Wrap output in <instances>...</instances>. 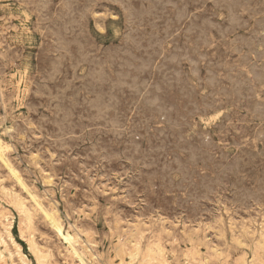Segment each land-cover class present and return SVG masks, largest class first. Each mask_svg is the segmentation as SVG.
<instances>
[{
	"label": "rangeland",
	"instance_id": "374dc122",
	"mask_svg": "<svg viewBox=\"0 0 264 264\" xmlns=\"http://www.w3.org/2000/svg\"><path fill=\"white\" fill-rule=\"evenodd\" d=\"M165 1L0 0V264H81L30 193L84 264H264V0Z\"/></svg>",
	"mask_w": 264,
	"mask_h": 264
},
{
	"label": "bare ground",
	"instance_id": "6f19581e",
	"mask_svg": "<svg viewBox=\"0 0 264 264\" xmlns=\"http://www.w3.org/2000/svg\"><path fill=\"white\" fill-rule=\"evenodd\" d=\"M38 1V0H37ZM40 1V0H39ZM72 1V0H71ZM156 1V0H155ZM167 1V0H166ZM165 1V2H166ZM47 2V1H46ZM69 2V1H68ZM89 2V1H88ZM87 2V3H88ZM94 2H95V0H94ZM131 2V1H130ZM138 2V1H137ZM136 2V3H137ZM139 2H140V0H139ZM149 2V1H148ZM178 2V1H177ZM214 2V1H213ZM90 3V2H89ZM135 3V4H136ZM162 3V2H161ZM212 3V2H211ZM47 4V3H46ZM74 4V3H73ZM113 4V3H112ZM129 4V3H128ZM132 4V3H131ZM134 4V3H133ZM167 4V3H166ZM178 4V3H177ZM181 4V3H180ZM215 4V3H214ZM223 4V3H222ZM53 5V4H52ZM51 5V6H52ZM78 5V4H77ZM87 5V4H86ZM91 5V4H90ZM143 5H145V4H143ZM220 5V4H219ZM26 6V5H25ZM59 6V5H58ZM75 6V5H74ZM116 6V5H115ZM137 6V5H136ZM177 6V5H176ZM180 6V5H179ZM179 6H177L178 8H179ZM215 6V5H214ZM27 7V6H26ZM30 7V6H29ZM35 7V6H34ZM119 7V6H118ZM171 7V6H170ZM201 7V6H200ZM204 7V6H203ZM226 7H227V5H226ZM50 8V7H49ZM81 8V7H80ZM83 8V7H82ZM104 8V7H103ZM125 8V7H124ZM135 8V7H134ZM175 8V7H174ZM214 8V7H213ZM34 9V8H33ZM54 9V8H53ZM74 9V8H73ZM73 9H71V10H73ZM87 9V8H86ZM126 9V8H125ZM145 9V8H144ZM180 9V8H179ZM222 9V8H221ZM32 10V9H31ZM60 10V9H59ZM78 10V9H77ZM108 10H110V9H108ZM122 10V9H121ZM124 10V9H123ZM191 10H193L192 8H191ZM199 10V9H198ZM230 10V9H229ZM53 11V10H52ZM60 11H62V10H60ZM74 11V10H73ZM120 11V10H119ZM136 11V10H135ZM34 12V11H33ZM36 12V11H35ZM66 12V11H65ZM70 12V11H69ZM90 12V11H89ZM153 12V11H152ZM174 12V11H173ZM231 12V11H230ZM67 13V12H66ZM75 13H77V12H75ZM97 13V12H96ZM130 13H133V12H130ZM136 13H138V12H136ZM136 13H135V15H136ZM142 13V12H141ZM189 13V12H188ZM229 13V12H228ZM22 14V13H21ZM68 14V13H67ZM78 14V13H77ZM94 14V13H93ZM140 14V13H139ZM193 14V13H192ZM219 14V13H218ZM234 14V13H233ZM35 15V14H34ZM51 15V14H50ZM79 15V14H78ZM134 15V16H135ZM174 15V14H173ZM172 15V16H173ZM24 16V15H23ZM46 16V15H45ZM93 16V15H92ZM91 16V17H92ZM123 16V15H122ZM142 16V15H141ZM232 16V15H231ZM35 17V16H34ZM68 17V16H67ZM132 17H133V15H132ZM188 17H189V15H188ZM191 17V16H190ZM221 17V16H220ZM234 17H236V16H234ZM36 18V17H35ZM144 18V17H143ZM34 19V18H33ZM77 19V18H76ZM88 19V18H87ZM125 19V18H124ZM138 19V18H137ZM145 19V18H144ZM229 19V18H228ZM235 19V18H234ZM70 20H71V18H70ZM69 20V21H70ZM97 20V19H96ZM95 20V21H96ZM129 20H132V19H129ZM128 20V21H129ZM187 20V19H186ZM233 20V19H232ZM232 20H230V21H232ZM67 21V20H66ZM127 21V23H130V22H128ZM136 21V20H135ZM181 21H185V20H181ZM37 22H38V20H37ZM77 22H79V21H77ZM229 22V21H228ZM227 22V23H228ZM234 22V21H233ZM63 23V22H62ZM126 23V24H127ZM225 23V22H224ZM55 24V23H54ZM98 24V23H97ZM125 24V23H124ZM181 24V23H180ZM47 25V24H46ZM131 25V24H130ZM178 25V24H177ZM236 25V24H235ZM252 25V24H251ZM56 26V25H55ZM58 26V25H57ZM60 26H62V25H60ZM66 26V25H65ZM75 26V25H74ZM77 26V25H76ZM125 26V25H124ZM129 26V25H128ZM73 27V26H72ZM99 27V26H98ZM131 27V26H130ZM129 27V28H130ZM181 27V26H180ZM237 27V26H236ZM247 27V26H246ZM250 27V26H249ZM27 28V27H26ZM55 28V27H54ZM53 28V29H54ZM179 28V27H178ZM53 29H51V30H53ZM63 29V28H62ZM65 29H66V27H65ZM131 29V28H130ZM221 29V28H220ZM44 30H45V28H44ZM49 30V29H48ZM50 30V31H51ZM58 30V29H57ZM181 30V29H180ZM5 31V30H4ZM38 31V30H37ZM54 31V30H53ZM59 31V30H58ZM64 31V30H63ZM63 31H62V33H63ZM67 31V30H66ZM69 31H70V29H69ZM134 31V30H133ZM238 31V30H237ZM243 31V30H242ZM115 32V31H114ZM200 32V31H199ZM230 32V31H229ZM246 32V31H245ZM38 33V32H37ZM53 33V32H52ZM65 33H68V32H65ZM72 33H74V32H72ZM77 33V32H76ZM126 33V32H125ZM232 33V32H231ZM234 33V32H233ZM232 33V34H233ZM170 34V33H169ZM169 34H167V36L169 35ZM217 34V33H216ZM45 35V34H44ZM62 35V34H61ZM60 35V36H61ZM71 35V34H70ZM126 35V34H125ZM128 35H129V33H128ZM128 35H127V38H129L128 37ZM228 35V34H227ZM238 35V34H237ZM53 36V35H52ZM133 36V35H132ZM166 36V37H167ZM170 36V35H169ZM218 36V35H217ZM234 36V35H233ZM63 37V36H62ZM47 38H48V36H47ZM60 38V37H59ZM131 38V37H130ZM129 38V39H130ZM44 39V38H43ZM167 39V38H166ZM58 40V39H57ZM42 41V40H41ZM175 41V40H174ZM53 42V41H52ZM127 42V41H126ZM129 42V41H128ZM173 42V41H172ZM50 43V42H49ZM123 43H124V41H123ZM122 43V44H123ZM163 44V43H162ZM173 44H174V42H173ZM126 45V44H125ZM260 45V44H259ZM124 46V45H123ZM260 47V46H259ZM173 48V47H172ZM177 48V47H176ZM180 48V47H179ZM178 49V48H177ZM176 49V51H179V49L177 50ZM14 52V51H13ZM162 52V51H161ZM181 52V51H180ZM1 53V52H0ZM19 53V52H18ZM17 53V54H18ZM171 54V53H170ZM169 54V55H170ZM174 55V54H173ZM181 55V54H180ZM179 55V56H180ZM8 56V58H9V55H7ZM159 56H161V55H159ZM165 56V55H164ZM177 56V55H176ZM175 56V57H176ZM34 57V56H33ZM38 57V56H37ZM103 57V56H102ZM157 57V56H156ZM171 57V56H170ZM3 58V57H2ZM159 58V57H158ZM157 58V59H158ZM166 58V57H165ZM177 58V57H176ZM181 58V57H180ZM6 59V58H5ZM11 59V58H10ZM38 59V58H37ZM171 59H172V57H171ZM175 59V58H174ZM2 60V59H1ZM12 60V59H11ZM156 60V59H155ZM161 60V59H160ZM173 60V59H172ZM177 60V59H176ZM13 61V60H12ZM33 61H35V60H33ZM38 61V60H37ZM175 61V60H174ZM189 61H190V59H189ZM2 62V61H1ZM109 62V61H108ZM175 62H177V61H175ZM180 62V61H179ZM182 62V61H181ZM194 62H196V61H194ZM4 63V62H3ZM178 63V62H177ZM1 64V63H0ZM13 64V63H12ZM37 64V63H36ZM86 64V63H85ZM84 64V65H85ZM186 64V63H185ZM190 64V63H189ZM192 64V63H191ZM15 65V64H14ZM254 65V64H253ZM36 66V65H35ZM38 66V65H37ZM82 66V65H81ZM87 66V65H86ZM85 67V66H84ZM152 67H154V66H152ZM155 67H156V65H155ZM193 67H194V65H193ZM249 68V67H248ZM152 69H154V68H152ZM188 69V68H187ZM251 69V68H250ZM257 69V68H256ZM25 70V69H24ZM191 70V69H190ZM189 70V71H190ZM37 71H39L38 69H37ZM154 71H156V69L154 70ZM192 71V70H191ZM200 71V70H199ZM25 72V71H24ZM24 72H22L23 74H24ZM112 72V71H111ZM201 72V71H200ZM191 73V72H190ZM195 73V72H194ZM255 73H257L256 71H255ZM38 74V73H37ZM196 74V73H195ZM194 74H192V76H193ZM201 76V75H200ZM209 76V75H208ZM256 76H257V74H256ZM23 77H24V75H23ZM37 77V76H36ZM202 78V77H201ZM252 78V77H251ZM37 79V78H36ZM196 79H197V77H196ZM204 79V78H203ZM199 80V79H198ZM201 80V79H200ZM251 80V79H250ZM257 80V79H256ZM33 81V80H32ZM216 81V80H215ZM236 81V80H235ZM198 82V81H197ZM202 82V81H201ZM237 82V81H236ZM252 82V81H251ZM14 83H15V81H14ZM31 83V82H30ZM203 83V82H202ZM215 83V82H214ZM217 83V82H216ZM17 84H19V82H17ZM33 84V83H32ZM257 84H259V83H256V85ZM206 85V84H205ZM238 85H239V83H238ZM260 85V84H259ZM199 87V86H198ZM206 87H209V86H206ZM237 87V86H236ZM264 87V86H263ZM30 88H31V86H30ZM212 88V87H211ZM3 89V88H2ZM1 89V90H2ZM32 89V88H31ZM191 89H193V88H191ZM144 90V89H143ZM198 90V89H197ZM258 90V89H257ZM234 91H236V90H234ZM31 92V91H30ZM144 92V91H143ZM142 92V93H143ZM190 92V91H189ZM212 92V91H211ZM214 92V91H213ZM261 92H262V90H261ZM217 93V92H216ZM229 93V92H228ZM189 94H191V92L190 93H188V95ZM195 94V93H194ZM213 94V93H212ZM232 94V93H231ZM192 95V94H191ZM191 95H189V96H191ZM29 96H30V94H29ZM143 96V95H142ZM192 96H195V98H196V95H192ZM190 97V98H194V97ZM201 96V95H200ZM262 96V95H261ZM260 96V97H261ZM1 97V96H0ZM222 97V96H221ZM233 97V96H232ZM138 98H139V96H138ZM189 98V97H188ZM198 98V97H197ZM203 98V97H202ZM204 98H206V97H204ZM203 98V99H204ZM257 98V97H256ZM197 101V100H196ZM199 101V100H198ZM203 101V100H202ZM208 101V100H207ZM217 101V100H216ZM225 101V100H224ZM191 102V101H190ZM7 103V102H6ZM47 103V102H46ZM263 103V102H262ZM261 103V104H262ZM207 104V103H206ZM260 104V105H261ZM47 105V104H46ZM191 105V104H190ZM197 105V104H196ZM203 105V104H202ZM7 106V105H6ZM5 106V107H6ZM8 107V106H7ZM200 107V106H199ZM204 107V106H203ZM226 107H228V106H226ZM48 108V107H47ZM47 108H45V109H47ZM198 108V107H197ZM262 108V107H261ZM199 109V108H198ZM202 109V108H201ZM227 109V108H226ZM259 109V108H258ZM257 109V110H258ZM42 110V109H41ZM191 110V109H190ZM203 110V109H202ZM262 110H263V108H262ZM30 111V110H29ZM28 111V112H29ZM161 111V110H160ZM169 111V110H168ZM191 111H194V109L193 110H191ZM218 111V110H217ZM32 112V111H31ZM196 112V111H195ZM162 113H165V112H161V114ZM201 113H203V112H201ZM255 114V113H254ZM158 114H156V116H157ZM204 115V114H203ZM256 115V114H255ZM7 116V115H6ZM199 116H200V114H199ZM254 117V116H253ZM200 118H202V117H200ZM260 118V117H259ZM196 119H197V117H196ZM206 119V118H205ZM204 120V119H203ZM158 121V120H157ZM159 121H161L160 119H159ZM213 121V120H212ZM258 121V120H257ZM16 122V121H15ZM172 122H173V120H172ZM201 122V121H200ZM258 123V122H257ZM14 126H15V123H14ZM9 127H10V125H9ZM203 127V126H202ZM11 130V129H10ZM202 134V133H201ZM21 135V134H20ZM23 135V134H22ZM25 135V134H24ZM261 135H263V134H261ZM11 137V136H10ZM19 137V136H18ZM206 137V136H205ZM204 137V138H205ZM15 138V137H14ZM2 141V140H1ZM1 141H0V160L2 159L4 162H5V164L6 165H8V167H9V169H10V171L11 172H13L14 173V169H12V167L11 166H9V164H8V162H7V160L5 159V157H4V155H3V151H2V149L3 148H5V146H3V144L1 143ZM260 142V141H259ZM8 145V144H7ZM5 151V150H4ZM16 152V151H15ZM26 153V152H25ZM33 153V152H32ZM196 153V152H195ZM33 154H35V153H33ZM197 154V153H196ZM15 155V154H14ZM13 155V156H14ZM59 155V154H58ZM193 155H194V153H193ZM16 156V155H15ZM33 156V155H32ZM56 156V155H55ZM189 156H190V154H189ZM35 157V156H34ZM199 157V156H198ZM16 158H17V156H16ZM194 158V157H193ZM39 159V158H38ZM18 160V159H17ZM37 160V159H36ZM58 160V159H57ZM57 160L55 161V162H57ZM195 160V159H194ZM193 160V161H194ZM197 160V159H196ZM2 161V162H3ZM191 161V160H190ZM197 161H199V160H197ZM37 162V161H36ZM192 162V161H191ZM16 163H17V161H16ZM32 163V162H31ZM49 164V163H48ZM52 164H54V163H52ZM57 164V163H56ZM195 164H197V162L195 163ZM180 165V164H179ZM185 165V164H184ZM189 165V164H188ZM192 165V164H191ZM190 166V165H189ZM193 166V165H192ZM21 167V166H20ZM37 167V166H36ZM182 167V166H181ZM25 168V167H24ZM185 168V167H184ZM187 168V167H186ZM202 168V167H201ZM183 169V168H182ZM181 169V170H182ZM203 169V168H202ZM41 171V170H40ZM180 171V170H179ZM186 171V170H185ZM42 172V171H41ZM176 172H178V170L176 171ZM8 173V172H7ZM6 173V174H7ZM179 173V172H178ZM194 173V172H193ZM5 175V174H4ZM184 175V174H183ZM189 175V174H188ZM177 176V175H176ZM185 176V175H184ZM1 177V176H0ZM22 177V176H21ZM24 177V176H23ZM15 178V177H14ZM13 178V179H14ZM25 178V177H24ZM71 178V177H70ZM181 178V177H180ZM192 178V177H191ZM191 178H189V179H191ZM6 179V178H5ZM183 179V178H182ZM185 179V178H184ZM183 179V180H184ZM188 179V180H189ZM2 180V179H1ZM4 180V179H3ZM16 180V179H15ZM14 181V180H13ZM18 181H19V183L25 188V185H24V183L20 180V179H18ZM30 183V182H29ZM93 183V182H92ZM96 183V182H95ZM11 184H14V183H11ZM90 184V183H89ZM7 185H9V184H7ZM72 185V184H71ZM189 185V184H188ZM203 185V184H202ZM36 186V185H35ZM34 186V187H35ZM70 186V185H69ZM73 186V185H72ZM103 186V185H102ZM9 187H11V186H9ZM29 187V186H28ZM64 187V186H63ZM95 187V186H94ZM2 188H4V187H2ZM1 188V189H2ZM18 188V187H17ZM69 188V187H68ZM7 189V188H6ZM35 189V188H34ZM64 189V188H63ZM15 190V189H14ZM24 190V189H23ZM22 190V191H23ZM26 191H27V189H25ZM24 190V191H25ZM73 190V189H72ZM4 191V190H3ZM10 191H12V190H10ZM17 191H18V189H17ZM235 191V190H234ZM2 192V191H1ZM13 192V191H12ZM37 192H38V190H37ZM246 192V191H245ZM251 192V191H250ZM4 193V192H3ZM11 193V192H10ZM16 193V192H15ZM18 193H19V191H18ZM17 193V194H18ZM47 193V192H46ZM108 193V192H107ZM232 193V192H231ZM26 194H28L27 192H26ZM38 194V193H37ZM47 194H49V193H47ZM62 194V193H61ZM64 194V193H63ZM253 194V193H252ZM6 195V194H5ZM90 195V194H89ZM233 195V194H232ZM231 195V196H232ZM235 195V194H234ZM255 195V194H254ZM18 196H19V194H18ZM25 196H27V195H25ZM30 196H31V198H32V200H33V202L36 204V206L39 208V210L43 213V215H44V217H46V219H48L49 220V223L51 224V227L55 230V232L60 236V237H62V239L65 241V242H67L71 247H72V253H73V255L72 256H75L79 261H80V263L81 264H84V261H83V257L80 255V253L73 247V243H74V237L75 236H73L71 233H69L68 231H65L64 229H63V226H62V223H61V218H59L54 212H53V209H52V211H50V210H47L46 208H44L43 206H42V204L40 203V201H39V199H37L36 197H34L31 193H30ZM104 196V195H103ZM108 196H110L109 194H108ZM249 196V195H248ZM46 197V196H45ZM54 197V196H53ZM111 197V196H110ZM115 197V196H114ZM193 197V196H192ZM253 197V196H252ZM7 198V197H6ZM63 198V197H62ZM112 198V197H111ZM22 199V198H21ZM21 199L19 200H17V203H18V206H20V208H21V210H26V207H25V205H24V202L23 201H21ZM250 199V198H249ZM252 199V198H251ZM41 200V199H40ZM50 200V199H49ZM61 200V199H60ZM63 200V199H62ZM100 200V199H99ZM98 200V201H99ZM232 200L233 199H231V202H232ZM26 201H27V199H26ZM52 201V200H51ZM235 201V200H234ZM10 202V201H9ZM69 202H72V201H69ZM32 203V202H31ZM45 203V202H44ZM55 203V202H54ZM116 203V202H115ZM232 203H234V202H232ZM250 203V202H249ZM11 204V203H10ZM83 204V203H82ZM9 205V204H8ZM27 205V204H26ZM48 205V204H47ZM58 205V204H57ZM3 206V205H2ZM17 206V207H18ZM45 206V205H44ZM52 206V205H51ZM108 206V205H107ZM36 208V207H35ZM47 208H48V206H47ZM55 208V207H54ZM110 208V207H109ZM120 208V207H119ZM12 209V208H11ZM37 209V208H36ZM1 210V209H0ZM19 210V209H18ZM33 210V209H32ZM118 210V209H117ZM58 211V210H57ZM114 211V210H113ZM28 212V211H27ZM27 212H25V213H27ZM30 212V211H29ZM28 212V213H29ZM95 212V211H94ZM115 212V211H114ZM121 212H123V211H121ZM120 212V213H121ZM64 213V212H63ZM107 213V212H106ZM112 214H113V212H111ZM80 214V213H79ZM107 214H109V212L107 213ZM122 214V213H121ZM27 215V214H26ZM41 215V214H40ZM42 215V216H43ZM119 215V214H118ZM124 215V214H123ZM29 216V215H28ZM61 216H62V214H61ZM20 217V216H19ZM43 217V218H44ZM84 217V216H83ZM121 217V216H120ZM140 217V216H139ZM112 218V217H111ZM116 218V217H115ZM137 218V217H136ZM140 218H142V217H140ZM1 219V218H0ZM29 218H27V221H29L28 220ZM45 219V218H44ZM126 219V218H125ZM26 221V222H27ZM112 221V220H111ZM5 222V221H4ZM24 222H25V220H24ZM108 222V221H107ZM120 222V221H119ZM20 223V222H19ZM23 223V222H22ZM22 223H21V225H22ZM122 223V222H121ZM131 223V222H130ZM27 224V223H26ZM30 224V223H29ZM29 224H27V225H29ZM183 224V223H182ZM31 225V224H30ZM69 225V224H68ZM116 225V224H115ZM134 225H135V223H134ZM177 225V224H176ZM192 225V224H191ZM6 226V225H5ZM49 226V225H48ZM113 226V225H112ZM175 226V225H174ZM184 226V225H183ZM2 226L0 225V228H1ZM23 227H24V224H23ZM25 227H26V225H25ZM50 227V226H49ZM71 227V226H70ZM73 228V227H72ZM123 228V227H122ZM4 229H5V231L7 232V234H9V232H11V231H9L8 229V227H4ZM43 229V228H42ZM80 229V228H79ZM161 229V228H160ZM192 229H193V227H192ZM25 230H26V228H25ZM109 230V229H108ZM107 230V231H108ZM123 230V229H122ZM148 230V229H147ZM178 230V229H177ZM183 230V229H182ZM194 230V229H193ZM196 230V229H195ZM262 230V229H261ZM29 231V230H28ZM45 231V230H44ZM110 231V230H109ZM159 231V230H158ZM197 231V230H196ZM259 231V230H258ZM263 231V230H262ZM154 232H155V230H154ZM161 232V231H160ZM169 232V231H168ZM253 232V231H252ZM31 233V232H30ZM47 233V232H46ZM135 233V232H134ZM188 233L189 232H187V235H188ZM5 234V233H4ZM19 234V233H18ZM25 234L27 235V233H26V231H25ZM156 234V233H155ZM85 235V234H84ZM124 235H125V233H124ZM128 235V234H127ZM6 236V235H5ZM9 236V235H8ZM19 237H20V235H18ZM58 236V237H59ZM105 236V235H104ZM109 236V235H108ZM107 237V236H106ZM120 237V236H119ZM137 237V236H136ZM149 237V236H148ZM189 237V236H188ZM187 237V238H188ZM253 237V236H252ZM13 237H10V239H11V241L14 243V240L12 239ZM27 238V237H26ZM77 238V237H76ZM89 238V237H88ZM132 238V237H131ZM261 238V237H260ZM8 239V238H7ZM98 239V238H97ZM109 239V238H108ZM155 239V238H154ZM163 239H165V238H163ZM6 240V239H5ZM28 240H29V238H28ZM81 240V239H80ZM79 240V241H80ZM89 240V239H88ZM129 240H130V238H129ZM133 240V239H132ZM42 241V240H41ZM78 241V240H77ZM84 241V240H83ZM128 241V240H127ZM135 241V240H134ZM239 241V240H238ZM1 242H4L3 241V238H2V234H1V232H0V243ZM47 242V241H46ZM82 242V241H81ZM88 242V241H87ZM108 242V241H107ZM115 242V241H114ZM119 242V241H118ZM208 242V241H207ZM83 243V242H82ZM95 243V242H94ZM135 243V242H134ZM138 243V242H137ZM136 243V244H137ZM151 243H152V241H151ZM5 244V243H4ZM4 244H2L3 246H4ZM106 245H107V243H105ZM114 244V243H113ZM118 244V243H117ZM121 244V243H120ZM133 244V243H132ZM142 244V243H141ZM236 244V243H235ZM1 245V244H0ZM1 245V246H2ZM13 245V244H12ZM75 245V244H74ZM84 245V244H83ZM92 245V244H91ZM127 245H128V243H127ZM131 245V244H130ZM138 245H139V243H138ZM150 245H152V244H150ZM159 245V244H158ZM263 245V244H262ZM15 246H17V245H15ZM15 246H13V247H15ZM111 246V245H110ZM141 246V245H140ZM149 246V245H148ZM155 246V245H154ZM153 246V247H154ZM161 246V245H160ZM167 246V245H166ZM5 247V246H4ZM132 247H133V245H132ZM158 247V246H157ZM168 247V246H167ZM181 247V246H180ZM39 247H37L36 245H35V243H34V241L32 240V239H30L29 240V249L32 251V253H34V255L33 256H35V258H36V260H37V262L39 263V264H42V263H45L44 262V256L41 254V251L38 249ZM134 248H136L135 246H134ZM143 248V247H142ZM145 248H147V247H145ZM165 248V247H164ZM237 248H238V246H237ZM14 249V248H13ZM27 249V248H26ZM48 249H50V248H48ZM81 249V248H80ZM100 249V248H99ZM133 249V248H132ZM131 249V252L133 251ZM183 249V248H182ZM205 249V248H204ZM211 249V248H210ZM227 249V248H226ZM263 249V248H262ZM5 250V249H4ZM59 250V249H58ZM79 250V249H78ZM85 250H86V248H85ZM103 250V249H102ZM117 250V249H116ZM135 250V249H134ZM144 250V249H143ZM156 250V249H155ZM261 250V249H260ZM28 251V250H27ZM87 251V250H86ZM122 252L123 251V249H122V247H120L119 248V252ZM126 251V250H125ZM127 251H129V250H127ZM149 251V250H148ZM197 251V250H196ZM227 251V250H226ZM252 251H253V249H252ZM6 252V251H5ZM83 252V251H82ZM88 252V251H87ZM99 252V251H98ZM104 252V251H103ZM115 252V251H114ZM118 252V253H119ZM120 252V253H121ZM130 252V253H131ZM147 252V251H146ZM187 252V251H186ZM254 252V251H253ZM57 253V252H56ZM55 253V254H56ZM62 253V252H61ZM107 253H109V252H107ZM117 253V252H116ZM129 253V252H128ZM134 253L135 252H133L132 253V255H134ZM137 254H138V252H136ZM151 253H153V252H151ZM157 253V252H156ZM261 253V252H260ZM264 253V252H263ZM16 254V253H15ZM17 254H18V259H19V262H20V264H27L26 263V256L24 255V253H22L21 251H20V249H18V251H17ZM43 254H44V252H43ZM67 254V253H66ZM70 254V253H69ZM149 254V253H148ZM160 254H162V253H160ZM192 254V253H191ZM4 255V254H3ZM3 255H2V253H0V261H1V259H2V257H3ZM9 255V254H8ZM87 255H89V254H87ZM117 255V254H116ZM141 255H143V254H141ZM155 255V254H154ZM260 255V254H259ZM47 256V255H46ZM90 256V255H89ZM94 256V255H93ZM121 256H122V254H121ZM130 256V255H129ZM184 256V255H183ZM109 257V256H108ZM117 257H118V259H119V255H117ZM123 257H124V255H123ZM127 257V256H126ZM134 257V256H133ZM133 257H132V259H133ZM141 258H142V256H140ZM151 257V256H150ZM162 257V256H161ZM55 258V257H54ZM91 258V257H90ZM127 258H131V256L130 257H127ZM147 258H149V257H147ZM146 258V259H147ZM184 258H185V256H184ZM251 258V257H250ZM6 259V258H5ZM17 259V258H16ZM17 259V260H18ZM33 259V258H32ZM46 259V258H45ZM89 259V258H88ZM109 259V258H108ZM113 259V258H112ZM123 259V258H122ZM150 259V258H149ZM148 259V260H149ZM159 259V258H158ZM161 259V258H160ZM219 259V258H218ZM101 260V259H100ZM99 260V261H100ZM114 260V259H113ZM112 260V261H113ZM141 260V259H140ZM142 260H143V258H142ZM154 260V259H153ZM152 260V261H153ZM157 259H155V261H156ZM233 260H234V258H233ZM4 261V260H3ZM9 261V260H8ZM11 261V260H10ZM51 261H54V260H51ZM56 261V260H55ZM98 261V260H97ZM128 261H131L132 262V260H128ZM204 261V260H203ZM206 261V260H205ZM259 261V260H258ZM70 262V261H69ZM107 262V261H106ZM109 262H111V261H109ZM157 262V261H156ZM220 262V261H219ZM54 263V262H53ZM60 263H61V261H60ZM79 263V262H78ZM92 263H93V261H92ZM103 263V262H102ZM123 263H125V262H123ZM141 263V262H140ZM145 263V262H144ZM153 263V262H152ZM162 263H164V262H162ZM260 263V262H259ZM48 264V263H47ZM50 264V263H49ZM118 264H120V262H118ZM146 264V263H145ZM154 264H158V262L157 263H154ZM169 264V263H168ZM197 264V263H196ZM255 264V263H254Z\"/></svg>",
	"mask_w": 264,
	"mask_h": 264
}]
</instances>
